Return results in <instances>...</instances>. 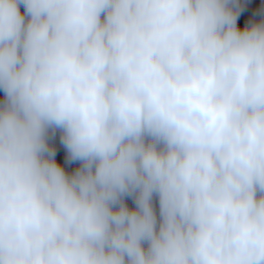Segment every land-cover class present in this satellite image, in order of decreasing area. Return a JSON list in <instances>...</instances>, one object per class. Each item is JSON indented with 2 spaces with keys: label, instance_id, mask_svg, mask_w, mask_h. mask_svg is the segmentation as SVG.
Listing matches in <instances>:
<instances>
[{
  "label": "clouds",
  "instance_id": "clouds-1",
  "mask_svg": "<svg viewBox=\"0 0 264 264\" xmlns=\"http://www.w3.org/2000/svg\"><path fill=\"white\" fill-rule=\"evenodd\" d=\"M243 7L0 0V264H264V7L241 29Z\"/></svg>",
  "mask_w": 264,
  "mask_h": 264
},
{
  "label": "trees",
  "instance_id": "trees-1",
  "mask_svg": "<svg viewBox=\"0 0 264 264\" xmlns=\"http://www.w3.org/2000/svg\"><path fill=\"white\" fill-rule=\"evenodd\" d=\"M241 4L244 5L242 12L238 17V27L241 29L249 23L251 20H258L260 18V10L264 7V0H241ZM23 11V8L21 9ZM4 94L3 90L0 89V100H3ZM55 147L57 148V161L63 167H65L66 171L71 172L73 171L78 164H66L65 163V156L66 152L63 149V146L59 142V134L57 133L56 139L53 141ZM130 207L133 206L132 200L127 201Z\"/></svg>",
  "mask_w": 264,
  "mask_h": 264
},
{
  "label": "rangeland",
  "instance_id": "rangeland-1",
  "mask_svg": "<svg viewBox=\"0 0 264 264\" xmlns=\"http://www.w3.org/2000/svg\"><path fill=\"white\" fill-rule=\"evenodd\" d=\"M131 199L129 198V199H127V201H130Z\"/></svg>",
  "mask_w": 264,
  "mask_h": 264
}]
</instances>
